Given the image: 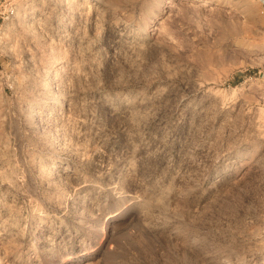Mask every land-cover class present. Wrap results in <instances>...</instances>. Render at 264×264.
Wrapping results in <instances>:
<instances>
[{"label":"rangeland","instance_id":"1","mask_svg":"<svg viewBox=\"0 0 264 264\" xmlns=\"http://www.w3.org/2000/svg\"><path fill=\"white\" fill-rule=\"evenodd\" d=\"M0 264H264V4L0 0Z\"/></svg>","mask_w":264,"mask_h":264},{"label":"bare ground","instance_id":"2","mask_svg":"<svg viewBox=\"0 0 264 264\" xmlns=\"http://www.w3.org/2000/svg\"><path fill=\"white\" fill-rule=\"evenodd\" d=\"M58 64H59V60H57L55 66H54V70L57 68ZM38 100H39V96L36 95L32 98L31 103L33 105H35L38 102ZM59 111H60V104L57 101H55L52 103V105L46 111H44L42 113V115L43 116H54V115L58 114Z\"/></svg>","mask_w":264,"mask_h":264},{"label":"crops","instance_id":"3","mask_svg":"<svg viewBox=\"0 0 264 264\" xmlns=\"http://www.w3.org/2000/svg\"><path fill=\"white\" fill-rule=\"evenodd\" d=\"M264 4V0H260Z\"/></svg>","mask_w":264,"mask_h":264}]
</instances>
